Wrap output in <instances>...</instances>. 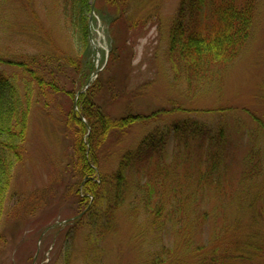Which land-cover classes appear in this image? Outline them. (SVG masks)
<instances>
[{
    "label": "rangeland",
    "instance_id": "rangeland-1",
    "mask_svg": "<svg viewBox=\"0 0 264 264\" xmlns=\"http://www.w3.org/2000/svg\"><path fill=\"white\" fill-rule=\"evenodd\" d=\"M180 2L88 0L83 76L90 78L98 68L102 80H126L123 95L107 104L111 115L173 104L185 110L111 136L99 157L110 172L151 130L179 119L209 126L211 143L187 144L172 133L156 170L129 174L112 227L97 232L101 239L88 225L71 236L69 226L87 210L72 191L78 178L69 166L73 147L61 111L73 105L77 112L78 99L52 90L38 103L33 97L23 159L12 167L0 206V264H264V0H257L252 34L239 57L193 80L170 55ZM68 6V0H0V58L15 61L0 64V70L22 91L17 61L56 49L76 59L81 46ZM117 42L119 58L113 62ZM65 70L62 82L69 90L77 70ZM101 94H95L98 105L106 104ZM213 152L218 169L200 181Z\"/></svg>",
    "mask_w": 264,
    "mask_h": 264
},
{
    "label": "trees",
    "instance_id": "trees-1",
    "mask_svg": "<svg viewBox=\"0 0 264 264\" xmlns=\"http://www.w3.org/2000/svg\"><path fill=\"white\" fill-rule=\"evenodd\" d=\"M110 1L106 0L107 4ZM87 2L88 0H68L70 26L73 27L78 47L81 46L76 59L72 55H60L56 49V52L49 55L17 61L23 73V91L7 73L0 70V206L3 205L10 186L12 167L23 159V144L29 131L33 97L38 103L39 98L52 90L57 95H67L73 102L76 94L82 90L77 101L79 110L74 111L72 105L70 110L63 108L61 111L73 147V160L69 166L78 178L72 191L77 196L76 199H79L78 202L84 205L83 209L87 210L82 212L83 215L77 219L76 224L69 226L66 233L71 236L83 225L90 226L96 236L98 231L103 233L112 227L113 217L126 192L129 174L134 171L136 175L143 176L149 168L156 170L172 133L187 144L191 141L199 142L200 145L206 141L211 143L212 138L211 129L202 122L192 118L174 120L170 125L166 123L162 129L154 128L135 149L124 152L117 160L114 170H103L99 153L103 152L106 141L111 136H124L137 124H157L159 121H166V117L185 110L173 104L170 108H160L149 113L130 112L114 117L108 111L107 104L123 95L126 80H102V76L98 75L92 85L85 89V84L89 81L88 75L83 76L85 56L82 53L89 44V18L85 10L88 7L89 13L92 7ZM256 6L257 0H181L170 29V55L173 64H183L188 78L193 80L192 76L199 77L210 73L215 66L235 61L251 37ZM123 17L124 14L121 19ZM115 46L110 56L113 62L119 58L118 42ZM5 63L14 64L15 61L0 58V64ZM67 67L77 70L73 87L69 90L62 82ZM103 91L105 95L102 98L106 99V104L101 102L98 105L94 101L95 94L102 95ZM108 91L110 95H107ZM217 139L220 140L219 144L223 142V128ZM215 155L216 152H213L210 155L212 160H206V169L199 171L200 181L210 179L218 169V158ZM203 160H199V166H202ZM98 168L101 170L99 177ZM97 237L100 238L99 235ZM213 261L216 262L215 259Z\"/></svg>",
    "mask_w": 264,
    "mask_h": 264
},
{
    "label": "water",
    "instance_id": "water-1",
    "mask_svg": "<svg viewBox=\"0 0 264 264\" xmlns=\"http://www.w3.org/2000/svg\"><path fill=\"white\" fill-rule=\"evenodd\" d=\"M100 71V69L97 68V70L93 73L92 77H95L97 76L98 72ZM92 77L91 79L89 80V82L86 84V87H88L92 81ZM80 94V92L78 93V95Z\"/></svg>",
    "mask_w": 264,
    "mask_h": 264
}]
</instances>
